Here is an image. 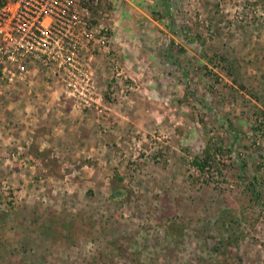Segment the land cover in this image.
Wrapping results in <instances>:
<instances>
[{
    "label": "rangeland",
    "instance_id": "rangeland-1",
    "mask_svg": "<svg viewBox=\"0 0 264 264\" xmlns=\"http://www.w3.org/2000/svg\"><path fill=\"white\" fill-rule=\"evenodd\" d=\"M40 1L0 5V264H264V0Z\"/></svg>",
    "mask_w": 264,
    "mask_h": 264
},
{
    "label": "crops",
    "instance_id": "crops-1",
    "mask_svg": "<svg viewBox=\"0 0 264 264\" xmlns=\"http://www.w3.org/2000/svg\"><path fill=\"white\" fill-rule=\"evenodd\" d=\"M14 129H15V126L13 127ZM13 128H11L10 127V133H9V131L8 132H6V135L8 136H11V130L13 129ZM13 129V130H14ZM16 129L18 130V128L16 127ZM48 130L51 132V133H53V135H55V132L56 133H59V131L58 130H53V129H50V128H48ZM31 131H33V130H31ZM71 132L69 131L68 132V130H65L64 132H63V135H61V136H64L65 138H66V136H69V134H70ZM66 135V136H65ZM28 138H30V140L28 139ZM31 139H33L32 138V135L30 134V132H24V135L22 136V139L21 140H19V138H17V137H13L12 138V142L10 143V145H6V147H7V150H8V152H6V160H8V161H14V160H19V161H23V162H25V160L27 159V160H29L30 159V157H33L34 159L35 158H38V155H39V152L38 153H31L30 151H29V147H30V143H33V142H31L32 140ZM65 142H67V141H63V144L65 143ZM80 142H82L81 140H79V142H77V139H76V142H74V141H71V140H68V144L65 146L66 148H65V150L67 149V148H72L73 146H75V145H78ZM42 143V142H41ZM78 143V144H77ZM40 145V144H39ZM38 145V149L39 150H41V149H43L42 148V146L44 145H42L41 144V146H39ZM50 145H53V144H50ZM19 147V148H22V149H24V151L22 150L21 152H17V151H15L14 150V148L13 147ZM13 148V149H12ZM71 150V149H70ZM1 151V150H0ZM69 151V149H67V151L66 152H68ZM23 152V153H22ZM22 153V154H21ZM70 153V152H69ZM38 162V161H37Z\"/></svg>",
    "mask_w": 264,
    "mask_h": 264
},
{
    "label": "trees",
    "instance_id": "trees-1",
    "mask_svg": "<svg viewBox=\"0 0 264 264\" xmlns=\"http://www.w3.org/2000/svg\"><path fill=\"white\" fill-rule=\"evenodd\" d=\"M68 1H73V0H56V3H57V5L59 4V2H62V3H64V2H68ZM86 1H89V2H93L94 0H86ZM5 2H3V0H0V5H2V4H4ZM91 5V4H90ZM89 7H91V6H89ZM60 8H66L67 10H68V8L67 7H63V6H60ZM55 18H57L56 16H54V20H55ZM55 21H52V23H51V26L53 27L54 25H55ZM36 31V33H42L41 32V30H35ZM37 35V34H36ZM1 42H2V44H5L6 43V41L5 40H3V39H1ZM2 46H4V45H2ZM47 56H44L43 58L45 59L44 61L46 62V65L47 64H49L48 63V59L46 58ZM42 58V59H43ZM2 65H3V63L2 62H0V67H2ZM224 121H226V129L227 130H229V131H231V128L229 127V125L228 124H230V120H228V119H225ZM234 135V137H236V134L234 133L233 134ZM206 156H203V157H201V158H194L193 160H192V162L194 163V164H196V166L198 167V168H200V169H204L205 168V166H206V163L207 162H209V161H212L211 160V156H210V153H209V151L207 150V152H206ZM211 164H212V162H210Z\"/></svg>",
    "mask_w": 264,
    "mask_h": 264
},
{
    "label": "built area",
    "instance_id": "built-area-1",
    "mask_svg": "<svg viewBox=\"0 0 264 264\" xmlns=\"http://www.w3.org/2000/svg\"><path fill=\"white\" fill-rule=\"evenodd\" d=\"M41 1H42V2H45L46 0H41ZM41 1H40V2H41ZM54 1H56V0H54ZM40 2H39V3H40ZM42 2H41V4H43ZM61 3H62V2H61ZM4 4H5V3H4ZM36 6H37V5H36ZM63 7H66V6L63 5ZM60 10H62V12H65V11H66V12L63 13V14H62V12H60V13H61L60 16H63V17L65 16V17H66V14H67L69 11H68L66 8H60ZM37 11H38L37 8H34V9H33L34 14H31V15H32L35 19H38V20H39V18L42 16V12H41L40 14H37V13H36ZM51 11H52V12H51ZM51 11H50V15L53 17V20H52V21H55V22H56V20L58 19V16H57V15H58L59 13H58V12H55V13H54V10H53V9H52ZM54 16L57 17V18H55V20H54ZM38 23H40V22H38ZM51 23H52V22H51ZM50 26H51V24H50ZM54 26H55V25H54ZM54 26H53V27H54ZM35 30H41L42 33H43V32H47V30H45L42 26H38V25L35 26L34 31H32V32H36Z\"/></svg>",
    "mask_w": 264,
    "mask_h": 264
}]
</instances>
